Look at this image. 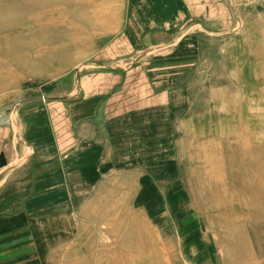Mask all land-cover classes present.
Returning <instances> with one entry per match:
<instances>
[{
    "label": "rangeland",
    "instance_id": "rangeland-1",
    "mask_svg": "<svg viewBox=\"0 0 264 264\" xmlns=\"http://www.w3.org/2000/svg\"><path fill=\"white\" fill-rule=\"evenodd\" d=\"M209 1L215 23L176 30L162 70L152 64L162 118L134 127L85 119V158L38 166L19 115L78 100L81 76L109 98L147 74L144 54L126 75L133 61L100 55L114 37L100 36L87 14L109 9L125 22L129 0H0V125L24 149L0 162V223L27 224L16 232L23 239L51 234L45 264H264V0H223L221 10ZM204 8H194L198 19ZM110 74L121 75L119 87L99 77ZM128 91L119 98L133 104L139 93Z\"/></svg>",
    "mask_w": 264,
    "mask_h": 264
},
{
    "label": "crops",
    "instance_id": "crops-1",
    "mask_svg": "<svg viewBox=\"0 0 264 264\" xmlns=\"http://www.w3.org/2000/svg\"><path fill=\"white\" fill-rule=\"evenodd\" d=\"M196 1L197 0H129V2H127V8L129 9L125 14V22L122 18L123 23L120 19V12L118 15H112V11L102 8L88 11L87 14L91 16L90 22L96 25L95 28L100 36L104 37L110 34V36L114 37L112 41L113 44L111 45L113 51L106 50L103 47V49H100V55L103 52H105V54L106 52H111L112 54L115 53L120 56L118 53L121 52L122 55L127 56L121 61L122 65L125 63L128 67L132 61L134 64H132V69L129 72L126 71L127 74L123 72L121 75H129L131 72H133L132 75H134L135 72L141 70L138 69L140 66L137 64V57L144 54L143 59L145 61L142 65L145 66V72L147 74L142 75L143 79H141V81L137 80V82H130L125 88L121 87L123 89L111 93L112 95L109 98L106 97L101 100L98 99L100 94H98L97 90L100 87H96L95 85H97V83H94L97 78L81 76L77 80L76 77L78 81L76 88L78 89L77 93H74L75 97L79 98L78 100L71 101L73 103L64 101L59 103L54 102V105H57L59 108H57L55 113H51L50 110H48V105L42 110L33 106L29 112L26 110L23 111L19 115V118L25 120L24 126L26 129L28 128V120L30 122L31 134L29 136V143L30 149L32 152H35L33 158L37 162L40 159H44V161L40 160V162H38V166L39 164H45L46 161L49 163L51 159H55L58 156H62L63 159L66 160L64 165H67L66 162L75 165L83 157L85 158L88 152V149H86V141L88 139L87 131L84 130L85 125H87V123L85 124L84 122L85 119H100V121L103 119H119L122 121H119L118 125L124 127L128 122L123 123V121L130 119L133 120L132 126L134 127L136 125H142L141 121L136 122L137 119L148 120L146 123H149V119L154 120L162 118V82H154L157 76H151L153 75L151 72L157 70V67L152 64L155 63L154 61L158 60L156 65L161 67L159 70H162V58L160 57V55H162V48L164 49L167 45H171L170 41H173L175 37L177 39L178 32H176V30H182L184 26H188L187 24H189L190 26H188L189 28H186V30L188 29L187 31L194 32L195 28L201 27L200 22L204 25L215 23L213 19L216 15H211L212 12L209 13L208 9L206 11V6L208 8V3L210 1L202 0L203 4H196ZM214 1L216 3L218 2L217 4L221 10L224 5L222 4L223 0ZM227 1L229 3V0ZM234 4L235 2L232 0L231 5ZM228 5L230 6V3ZM195 7L197 9L205 7L202 9L203 18H197L200 14L199 10H195L194 13ZM221 20L222 19L218 18L216 21L221 22ZM103 27L105 28L103 29ZM106 28H108L109 31H107ZM173 32H175V36ZM122 49L125 51H122ZM147 50H157L158 57L156 59H151L153 53L151 51L150 53L146 52ZM166 51L167 50H165V52ZM168 52H172V50H168ZM109 57L112 56L110 55ZM121 57L122 56L119 58ZM112 62H114V60H112ZM121 75L110 74V76L100 75L99 77L102 80L109 78L106 87L110 85L119 87L121 85ZM69 79V90L64 89L66 93L71 90L72 86V79ZM122 80V83H124L129 81L130 78L126 79V81L125 79ZM143 81L146 83L145 86H143L144 93L141 94L142 86L138 85V83ZM88 84H90L89 89ZM127 90H129L127 94L131 92L139 93L138 96H135L136 99L133 101V104L127 98H119L122 97L124 91ZM105 93L104 95L107 94ZM70 94L71 93L66 95ZM143 96L145 98H143ZM89 112L90 114L87 115ZM159 125L162 126V124ZM26 129H23L24 131H22V133L26 132ZM10 130L7 124L0 125V157L1 161L3 160L4 162L3 166H8L11 164V161L14 160L16 154L13 152L18 151V154L22 157L24 150L22 148L17 149L16 146H13V135L10 137ZM44 135L48 139L46 143L41 140ZM23 137H25V141L28 142L27 136ZM95 141L96 140H92V142ZM73 151H76V153L71 156ZM94 151H96L95 148ZM77 166L80 167V164ZM1 182L2 181H0V183ZM5 183L7 182L5 181ZM25 229L30 230L27 224L0 223V264L47 263L46 260L53 246V236H51V234L47 235V237L50 238L49 240L43 234L39 235V229H37L35 234L31 232L32 235H30L29 238L23 239L21 235L16 232H21Z\"/></svg>",
    "mask_w": 264,
    "mask_h": 264
},
{
    "label": "bare ground",
    "instance_id": "bare-ground-1",
    "mask_svg": "<svg viewBox=\"0 0 264 264\" xmlns=\"http://www.w3.org/2000/svg\"><path fill=\"white\" fill-rule=\"evenodd\" d=\"M6 120V119H5ZM5 120L3 122H5ZM7 121V120H6Z\"/></svg>",
    "mask_w": 264,
    "mask_h": 264
},
{
    "label": "trees",
    "instance_id": "trees-1",
    "mask_svg": "<svg viewBox=\"0 0 264 264\" xmlns=\"http://www.w3.org/2000/svg\"><path fill=\"white\" fill-rule=\"evenodd\" d=\"M0 162H1V160H0Z\"/></svg>",
    "mask_w": 264,
    "mask_h": 264
}]
</instances>
